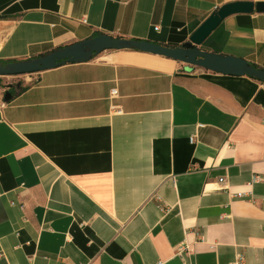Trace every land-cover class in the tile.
Masks as SVG:
<instances>
[{"label": "crops", "instance_id": "1", "mask_svg": "<svg viewBox=\"0 0 264 264\" xmlns=\"http://www.w3.org/2000/svg\"><path fill=\"white\" fill-rule=\"evenodd\" d=\"M237 2L264 0H0V62L180 48ZM200 49L264 70V14ZM0 264H264V83L109 51L2 84Z\"/></svg>", "mask_w": 264, "mask_h": 264}, {"label": "water", "instance_id": "2", "mask_svg": "<svg viewBox=\"0 0 264 264\" xmlns=\"http://www.w3.org/2000/svg\"><path fill=\"white\" fill-rule=\"evenodd\" d=\"M254 13L264 14V3L254 5L248 2H237L225 5L212 14L192 35L190 41L180 48H169L150 42L99 35L90 40L55 50L37 59L18 61L11 64L0 63V78L34 75L57 69L66 64L87 63L104 52L133 51L158 56L226 76H247L264 83V70L255 69L242 59L208 53L200 49L225 19L234 15H251ZM7 88L11 89L12 85L7 86ZM11 99L12 95L6 92L4 101L7 103Z\"/></svg>", "mask_w": 264, "mask_h": 264}, {"label": "rangeland", "instance_id": "3", "mask_svg": "<svg viewBox=\"0 0 264 264\" xmlns=\"http://www.w3.org/2000/svg\"><path fill=\"white\" fill-rule=\"evenodd\" d=\"M15 77H19V76H15ZM16 81V79L14 77H1L0 78V82L1 84L7 85V84H13Z\"/></svg>", "mask_w": 264, "mask_h": 264}, {"label": "trees", "instance_id": "4", "mask_svg": "<svg viewBox=\"0 0 264 264\" xmlns=\"http://www.w3.org/2000/svg\"><path fill=\"white\" fill-rule=\"evenodd\" d=\"M170 48V47H169ZM15 62H18V61H7V62H0L1 64H11V63H15ZM252 67H254L255 69H259V68H257L256 66H252Z\"/></svg>", "mask_w": 264, "mask_h": 264}, {"label": "built area", "instance_id": "5", "mask_svg": "<svg viewBox=\"0 0 264 264\" xmlns=\"http://www.w3.org/2000/svg\"><path fill=\"white\" fill-rule=\"evenodd\" d=\"M25 76H28V75H25ZM19 77H22V76H19ZM19 77H15V76H14L15 79H18ZM113 93L115 94L116 92H113Z\"/></svg>", "mask_w": 264, "mask_h": 264}, {"label": "flooded vegetation", "instance_id": "6", "mask_svg": "<svg viewBox=\"0 0 264 264\" xmlns=\"http://www.w3.org/2000/svg\"><path fill=\"white\" fill-rule=\"evenodd\" d=\"M1 83V82H0Z\"/></svg>", "mask_w": 264, "mask_h": 264}]
</instances>
